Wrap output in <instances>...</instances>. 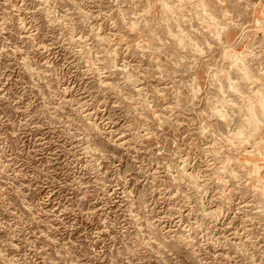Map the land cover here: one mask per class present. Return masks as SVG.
Masks as SVG:
<instances>
[{"label": "rangeland", "instance_id": "374dc122", "mask_svg": "<svg viewBox=\"0 0 264 264\" xmlns=\"http://www.w3.org/2000/svg\"><path fill=\"white\" fill-rule=\"evenodd\" d=\"M0 264H264V0H0Z\"/></svg>", "mask_w": 264, "mask_h": 264}, {"label": "bare ground", "instance_id": "6f19581e", "mask_svg": "<svg viewBox=\"0 0 264 264\" xmlns=\"http://www.w3.org/2000/svg\"><path fill=\"white\" fill-rule=\"evenodd\" d=\"M194 179V178H193Z\"/></svg>", "mask_w": 264, "mask_h": 264}]
</instances>
